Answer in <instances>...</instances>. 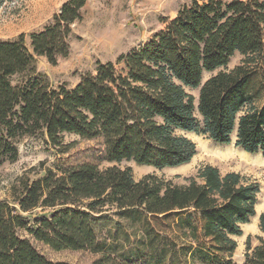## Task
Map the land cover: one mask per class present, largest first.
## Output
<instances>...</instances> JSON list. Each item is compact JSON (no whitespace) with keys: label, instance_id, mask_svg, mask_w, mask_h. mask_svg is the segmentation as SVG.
<instances>
[{"label":"trees","instance_id":"1","mask_svg":"<svg viewBox=\"0 0 264 264\" xmlns=\"http://www.w3.org/2000/svg\"><path fill=\"white\" fill-rule=\"evenodd\" d=\"M14 1L0 0V10ZM87 1H67L29 46L25 35L0 42V165L17 162L26 139L66 155L68 136L100 142L109 164L158 170L196 156L179 132L264 155V0H192L139 48L97 63L72 88H54L37 58L55 67L69 56ZM236 55L240 64L228 70ZM41 168L0 202V264H69L50 261L34 242L90 253L91 264H237L236 238L257 216L259 185L210 165L183 185L136 181L118 166ZM259 241L242 264H264Z\"/></svg>","mask_w":264,"mask_h":264},{"label":"rangeland","instance_id":"2","mask_svg":"<svg viewBox=\"0 0 264 264\" xmlns=\"http://www.w3.org/2000/svg\"><path fill=\"white\" fill-rule=\"evenodd\" d=\"M69 0H15L0 10V42L15 40L26 36L27 45L33 33L41 32L50 25L55 15ZM192 0H88L82 12V21L72 26L69 39V56L59 59L57 66H51L43 57L37 58L39 72L45 74L54 88L66 85L74 87L80 78L96 70L97 63H115L122 54L139 48L161 29V18H173L177 11ZM242 57L236 55L228 66L232 70L238 66ZM211 75H206L207 80ZM195 97L198 91L190 92ZM196 144L197 154L184 166L158 170L149 166H138L133 162L109 164L104 160V149L100 142L82 141L68 136L67 143L73 149L63 156L42 139H26L20 146L19 159L15 163L0 165V202L12 201L14 189L21 182L34 181L42 174V165L50 167L56 161L69 165L91 163L104 170L112 166L122 169L131 168L136 181L148 175L164 181L183 185L184 179L195 176L206 165L218 168L222 174L238 173L249 182L260 187L257 216L243 226V234L236 238L237 250L233 261L242 264L245 260L247 245L252 248L264 239L259 228V217L264 213V155L247 154L234 146H220L208 138L193 133L179 132ZM37 250L52 262L69 264H91L93 255L87 252H55L49 247L34 242Z\"/></svg>","mask_w":264,"mask_h":264}]
</instances>
